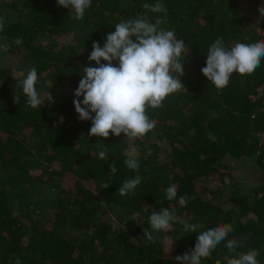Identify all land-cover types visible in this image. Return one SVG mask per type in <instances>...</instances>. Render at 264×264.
Listing matches in <instances>:
<instances>
[{"label": "trees", "instance_id": "16d2710c", "mask_svg": "<svg viewBox=\"0 0 264 264\" xmlns=\"http://www.w3.org/2000/svg\"><path fill=\"white\" fill-rule=\"evenodd\" d=\"M8 54L0 264H264V0H0Z\"/></svg>", "mask_w": 264, "mask_h": 264}, {"label": "rangeland", "instance_id": "374dc122", "mask_svg": "<svg viewBox=\"0 0 264 264\" xmlns=\"http://www.w3.org/2000/svg\"><path fill=\"white\" fill-rule=\"evenodd\" d=\"M4 57L5 58H0V61L1 60L3 61V59H4L5 62L14 64V65L18 64V59L15 58V57H18L17 54H15V55L8 54V55H6ZM144 75H145L144 73H141V74H139L137 76L141 77L142 80H144ZM42 97H45V95H43ZM134 151H135V153H137L136 149H134ZM230 161H232V160H230ZM234 171L236 173V177L237 178L243 179L245 181L249 180V169L244 167L243 164H241L240 166H235ZM73 176H74L73 174H68V177H69L68 179L73 178ZM212 181H213L212 179H208V180L204 179V180H201L199 182V184H200V186L202 188H207V187L209 188L210 186L215 187L216 185H218V182H219L218 180L214 179V181L213 182ZM211 182H212V184H211ZM60 184H61V187L68 188L70 186V180L67 181L66 179L65 180L63 179L60 182ZM48 193H49V196L54 195L53 190H48ZM139 221H141V220L139 219ZM162 238H163L165 244L167 243L166 247L168 249H172L174 247V244L172 242H170V238L167 240V236L166 235H163Z\"/></svg>", "mask_w": 264, "mask_h": 264}]
</instances>
